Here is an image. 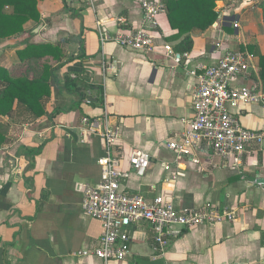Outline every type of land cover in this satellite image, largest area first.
<instances>
[{"label": "crops", "instance_id": "0c3cea01", "mask_svg": "<svg viewBox=\"0 0 264 264\" xmlns=\"http://www.w3.org/2000/svg\"><path fill=\"white\" fill-rule=\"evenodd\" d=\"M261 1H218V21L205 32H192V48L184 54L176 47L186 36L176 38L165 15L158 18L154 53L100 42V21L112 34L139 28L143 12L137 0H44L39 24L30 22L20 37L0 42L5 68L17 62V50L28 41L58 45L65 56L51 80V93L41 99L43 115L23 103H16L11 118L0 115L6 138L0 147V264H104L79 255L95 248L102 235L101 221L85 215L81 204L86 187L101 180L98 161L106 152L105 141L88 131L84 117L102 129L107 124L120 129L124 170L131 169L133 151L151 156L143 176L131 173L123 183L125 191L147 201L162 195L179 209L209 204L237 214L233 222L183 231L164 257L154 250L151 226L134 225L130 252L117 264H264V145L249 150L240 166L204 146L177 163L167 147L194 118L198 62L213 65L227 50L248 51L255 69L231 84L264 91ZM166 45L177 53L176 60L165 55ZM104 63L116 70H104ZM68 78L92 86L85 91L90 104L66 87ZM237 118L245 128L264 133V106L241 108ZM164 163L180 173L176 182L166 181L170 174Z\"/></svg>", "mask_w": 264, "mask_h": 264}, {"label": "built area", "instance_id": "2783aa9c", "mask_svg": "<svg viewBox=\"0 0 264 264\" xmlns=\"http://www.w3.org/2000/svg\"><path fill=\"white\" fill-rule=\"evenodd\" d=\"M142 12V23L134 32L120 29L112 34L104 22L97 23L102 44L113 42L123 48L142 53H154L156 42L154 33L158 28V18L165 14L162 0H137ZM120 23L124 20L120 19ZM234 28H239L235 23ZM165 55L177 59V53L169 45ZM255 57L241 49L227 50L216 64L198 62L196 71L198 83L192 95L194 118L185 132L167 147L175 155V162L193 158L194 152L203 148L215 156L235 166L242 164L249 150L261 149L264 133L245 128L237 118V112L251 104L264 106V91L248 86H233L231 80L247 75L254 70ZM103 69L115 71L111 63H104ZM86 104L90 101L86 100ZM82 123L92 134L100 136L106 144L105 156L98 164L101 180L97 185H88L82 199L85 215L97 218L102 223V235L98 245L92 250H84L79 255L95 256L104 264H117L126 260L130 252V228L142 222L151 226L154 250L164 257L172 239L183 231L222 222H233L236 211L221 209L218 206L204 205L200 208L179 209L173 201L162 195L147 201L122 189L131 173L143 176L150 167L151 156L135 150L128 155L130 171L121 166L124 154L120 147L119 128L108 124L102 129L97 122L84 117ZM164 170L170 174L166 181L176 182L180 173L174 171L171 163H164ZM175 172V173H174Z\"/></svg>", "mask_w": 264, "mask_h": 264}, {"label": "trees", "instance_id": "16d2710c", "mask_svg": "<svg viewBox=\"0 0 264 264\" xmlns=\"http://www.w3.org/2000/svg\"><path fill=\"white\" fill-rule=\"evenodd\" d=\"M41 1L44 0H0V42L20 37L30 22L39 24ZM162 1L165 4L164 15L172 31L176 32L175 37L186 36L176 47L179 54H184L192 48V32H205L218 21L217 2L222 0ZM259 7L264 19V0ZM17 52L19 59L10 68L0 66V115L11 118L16 103H23L30 112L41 116L44 114L41 99L51 93V80L65 57L64 52L55 44L30 41ZM259 67L264 82V55L259 58ZM66 81V87L77 92L81 101L90 100L85 91L93 89L92 86L69 78ZM5 141L0 131V147Z\"/></svg>", "mask_w": 264, "mask_h": 264}]
</instances>
